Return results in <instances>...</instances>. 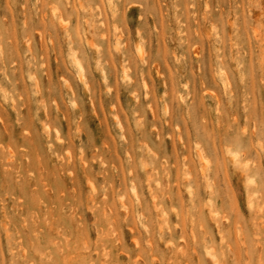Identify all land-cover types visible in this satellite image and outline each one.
Wrapping results in <instances>:
<instances>
[{
  "label": "rangeland",
  "instance_id": "374dc122",
  "mask_svg": "<svg viewBox=\"0 0 264 264\" xmlns=\"http://www.w3.org/2000/svg\"><path fill=\"white\" fill-rule=\"evenodd\" d=\"M68 241L264 264V0H0V264Z\"/></svg>",
  "mask_w": 264,
  "mask_h": 264
},
{
  "label": "bare ground",
  "instance_id": "6f19581e",
  "mask_svg": "<svg viewBox=\"0 0 264 264\" xmlns=\"http://www.w3.org/2000/svg\"><path fill=\"white\" fill-rule=\"evenodd\" d=\"M78 69H79V77H80L79 80H82L83 79L82 70L79 66H78ZM13 160H14V155L9 150L7 155L4 157V161L12 164ZM41 181H43V180H41ZM52 195H55V194H52ZM69 236H70V234H69ZM66 246H68L69 250L65 254V257L63 259V264H78L79 260L81 259V252H80L78 242L76 244V242L71 243L70 241H68V242H66ZM136 246H137V244H136Z\"/></svg>",
  "mask_w": 264,
  "mask_h": 264
}]
</instances>
